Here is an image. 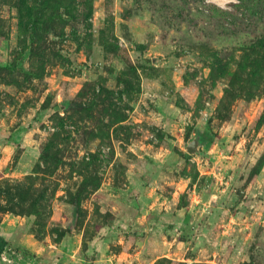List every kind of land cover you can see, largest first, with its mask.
Wrapping results in <instances>:
<instances>
[{
  "label": "rangeland",
  "instance_id": "rangeland-1",
  "mask_svg": "<svg viewBox=\"0 0 264 264\" xmlns=\"http://www.w3.org/2000/svg\"><path fill=\"white\" fill-rule=\"evenodd\" d=\"M0 235V264H264V0H0Z\"/></svg>",
  "mask_w": 264,
  "mask_h": 264
},
{
  "label": "water",
  "instance_id": "water-1",
  "mask_svg": "<svg viewBox=\"0 0 264 264\" xmlns=\"http://www.w3.org/2000/svg\"><path fill=\"white\" fill-rule=\"evenodd\" d=\"M204 143V139L202 135H198L196 138H194L188 145V151L191 153H197L199 152V147Z\"/></svg>",
  "mask_w": 264,
  "mask_h": 264
},
{
  "label": "trees",
  "instance_id": "trees-1",
  "mask_svg": "<svg viewBox=\"0 0 264 264\" xmlns=\"http://www.w3.org/2000/svg\"><path fill=\"white\" fill-rule=\"evenodd\" d=\"M8 245V241L0 235V259L2 258L3 252Z\"/></svg>",
  "mask_w": 264,
  "mask_h": 264
}]
</instances>
